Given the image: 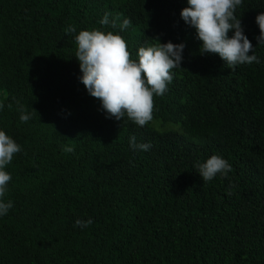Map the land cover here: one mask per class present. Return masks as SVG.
Returning <instances> with one entry per match:
<instances>
[{
  "label": "trees",
  "instance_id": "trees-1",
  "mask_svg": "<svg viewBox=\"0 0 264 264\" xmlns=\"http://www.w3.org/2000/svg\"><path fill=\"white\" fill-rule=\"evenodd\" d=\"M187 6L0 0V131L22 149L4 169L3 200L13 206L0 216V264H264V44L255 23L264 0L236 9L260 62L234 69L200 53L180 18ZM105 13L109 25L99 23ZM93 29L123 37L133 60L152 39L185 44L145 126L106 118L80 83L75 36ZM131 136L151 148L133 150ZM212 155L232 170L204 182L195 165Z\"/></svg>",
  "mask_w": 264,
  "mask_h": 264
},
{
  "label": "clouds",
  "instance_id": "clouds-1",
  "mask_svg": "<svg viewBox=\"0 0 264 264\" xmlns=\"http://www.w3.org/2000/svg\"><path fill=\"white\" fill-rule=\"evenodd\" d=\"M241 4L242 0H187L188 6L180 12V18L195 30L196 38L201 41L200 53L218 55L229 69L260 62L251 42L243 34L240 17L235 15ZM99 23L109 25V14L105 13ZM255 23L260 31L258 44H264V12L256 16ZM130 25L131 21L125 18L120 30L124 31ZM111 26L115 27L116 22L112 21ZM230 31L233 32L231 38L228 36ZM74 32L75 27L69 25L66 33ZM152 40L156 43L139 47L137 59L133 60L126 41L120 35L93 29L80 31L75 36L80 83L91 97L100 101L106 118L120 121L127 117L140 127L153 119V98L167 91L173 79L171 70L181 65L185 44H162L158 39ZM19 111L20 120L27 122L30 115L25 114L23 105ZM129 146L141 151L151 148L149 143H136L135 136L129 137ZM21 150L19 144L0 131V216L6 215L13 206L11 201L3 200L11 180V175L4 169ZM65 151L71 152L72 148ZM195 167L204 182L211 181L217 174L225 176L232 170L229 163L217 155H212L204 163H197ZM90 224L91 219H77L74 226L87 228Z\"/></svg>",
  "mask_w": 264,
  "mask_h": 264
}]
</instances>
